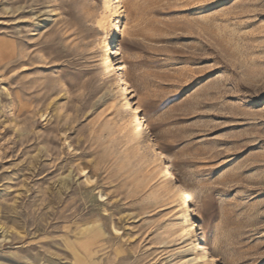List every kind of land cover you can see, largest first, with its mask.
<instances>
[{"label":"rangeland","instance_id":"rangeland-1","mask_svg":"<svg viewBox=\"0 0 264 264\" xmlns=\"http://www.w3.org/2000/svg\"><path fill=\"white\" fill-rule=\"evenodd\" d=\"M0 264H264V0H0Z\"/></svg>","mask_w":264,"mask_h":264},{"label":"bare ground","instance_id":"bare-ground-1","mask_svg":"<svg viewBox=\"0 0 264 264\" xmlns=\"http://www.w3.org/2000/svg\"><path fill=\"white\" fill-rule=\"evenodd\" d=\"M113 10H114V13L113 14H117L118 17H120V15H119L120 14L119 13V11H120L119 5H114ZM118 24L119 23H117V26H118ZM114 53L118 54L117 48H115V52ZM122 74H123V69H122V66L119 65L118 68H117V70H116V72L113 75L112 84L115 85V86H117L120 89V91H121L120 92L121 95L124 96V90L125 89L121 88V81H120ZM126 105H127V108L125 109V111H128V110L131 111L130 113L132 114V117L134 118V121L136 123L135 125L137 126V128L136 129L134 128V130H133L134 131V135H135V139L138 140V141L143 140V138H144V131H143V126L141 124V120L139 118H137L136 113H134L132 107L130 106V101H128L127 99H126ZM162 155L165 158H169L168 153L166 151H164V150H162ZM182 187H183V193L179 195L178 201H179V203L181 205H184L185 207H187L188 206V201H189V192H188V188H187L186 185L183 184ZM175 189H176V186H174V190ZM194 211L195 210L192 209V212H194ZM197 224H198V228H199V235L197 236V239H200V241H201V245H200L201 246V250L205 253L204 254L205 255L204 256V259L207 260V261H209V262H211L210 257L207 254L208 251H209V247H208V245L206 243V240L204 238V233H203L202 225L199 222Z\"/></svg>","mask_w":264,"mask_h":264}]
</instances>
